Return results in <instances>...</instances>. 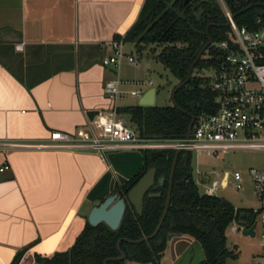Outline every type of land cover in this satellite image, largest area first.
Listing matches in <instances>:
<instances>
[{
  "label": "crops",
  "instance_id": "crops-1",
  "mask_svg": "<svg viewBox=\"0 0 264 264\" xmlns=\"http://www.w3.org/2000/svg\"><path fill=\"white\" fill-rule=\"evenodd\" d=\"M142 3L0 0V140L43 141L51 131L85 126L87 109L124 107L104 93L103 83L118 77V70L103 66L102 59L112 53L108 43L132 26ZM138 93L133 96L139 100L144 92ZM5 163L0 264H11L23 248L17 264H39L36 255L50 256L74 243L90 209L136 173L143 158L124 149L104 157L10 149L0 151V166ZM180 240L185 244L178 249ZM203 257L192 237L176 234L167 239L159 264H199Z\"/></svg>",
  "mask_w": 264,
  "mask_h": 264
},
{
  "label": "trees",
  "instance_id": "trees-1",
  "mask_svg": "<svg viewBox=\"0 0 264 264\" xmlns=\"http://www.w3.org/2000/svg\"><path fill=\"white\" fill-rule=\"evenodd\" d=\"M220 2L234 15L237 26H244L250 31L264 27V0H143L132 26L122 37L117 35L114 40L131 42L138 50L148 45L161 46L156 59L180 83L186 78L198 51L207 42L208 25L211 24L208 33L212 44L232 40L230 28L220 26L227 21ZM260 13L263 15L260 16ZM212 44L194 65L190 80L174 95L181 110L173 105H132L116 107V114L128 115L133 130L140 137L184 138L190 122L188 113L196 116L201 111H213L214 93L208 86V79L194 74V71L213 65L217 51ZM262 53L261 62L264 63V48ZM141 154V168L125 182L115 183L111 194L125 198L144 173L154 167L155 182L149 193H160V196L145 195L141 214L126 203L116 230L109 229L104 223L91 226L86 221L68 249L50 256L36 255L39 264H103L104 259L119 256V239L137 240L154 231L164 207L174 151H164L155 160L150 159V152L142 151ZM181 164L180 160L176 163L169 207L157 234L140 243L121 241L124 259L110 260L107 264H159L170 233L188 235L200 245L204 257L199 264H225L228 257H235L226 246L225 232L233 219L249 213V210L235 208L224 198L200 193L192 180L189 163L185 165V170ZM160 177H164L162 185L158 184ZM24 251L23 248L17 252L11 264H17Z\"/></svg>",
  "mask_w": 264,
  "mask_h": 264
},
{
  "label": "built area",
  "instance_id": "built-area-1",
  "mask_svg": "<svg viewBox=\"0 0 264 264\" xmlns=\"http://www.w3.org/2000/svg\"><path fill=\"white\" fill-rule=\"evenodd\" d=\"M222 10L229 21L232 33L231 41L212 44L217 51L211 66L212 75L208 86L214 93L213 111H201L194 116V122L188 137L181 139L143 138L128 126L116 114L113 106L109 112L98 111L85 126L77 127L73 133L51 131L43 141L0 140V151L13 149L54 150L71 152H90L104 157L109 151L124 149L133 151H176L189 155L204 154L208 158H216L220 154L236 151H253L264 153V27L250 31L239 27L222 2ZM122 39L108 43L112 53L103 57L102 65L118 69L123 58L136 64L131 55L123 52ZM210 44V45H211ZM149 83V82H148ZM122 81L118 77L106 80L103 90L107 97L115 103L121 93ZM131 95H139L131 91ZM9 166H0V172ZM255 191L260 196V206L252 210L258 216L260 226V245L262 255L257 264H264V163L259 167L248 169ZM196 174H200L196 171ZM225 176L224 184L223 178ZM232 178L234 187L240 189V172L226 171L219 180L209 181L203 193L215 196L216 190L224 189ZM244 214V213H243ZM241 214L233 219L227 229L234 233L249 228L253 220L244 225ZM256 227V226H255ZM255 229V228H254ZM255 233V231H254Z\"/></svg>",
  "mask_w": 264,
  "mask_h": 264
},
{
  "label": "rangeland",
  "instance_id": "rangeland-1",
  "mask_svg": "<svg viewBox=\"0 0 264 264\" xmlns=\"http://www.w3.org/2000/svg\"><path fill=\"white\" fill-rule=\"evenodd\" d=\"M122 50L125 54L131 55L136 64L131 65L126 58L121 60L118 70V78L123 82L120 87L122 91H127L118 96L115 103L121 105H136L138 97L130 94V91L145 93L149 88L155 87L154 105L165 107L172 105L171 93L178 85V80L173 76L168 68L156 59L161 46L148 45L138 50L131 42H125ZM194 74L209 79L212 75L210 66L203 67ZM149 82V83H148ZM143 93V94H144ZM124 124L133 129L132 123L126 114H120ZM189 168L192 180L203 193L204 186L212 180H219L224 172L239 171L241 175L240 189L234 187L232 178L229 177L227 186L218 188L215 196L224 198L235 208L247 209L252 214V210H257L260 206V196L254 189V184L249 176L248 169L259 167L264 163V153L253 151H236L233 153L220 154L216 158H208L204 154L196 155L195 152L189 155ZM198 171L200 174H196ZM258 220V216H256ZM253 237L244 236L238 230L234 233L226 230V246L233 251L235 257H228L225 264H257L258 258L262 255L260 245V226L254 229ZM185 241L180 240L175 247L178 249L184 246Z\"/></svg>",
  "mask_w": 264,
  "mask_h": 264
},
{
  "label": "water",
  "instance_id": "water-1",
  "mask_svg": "<svg viewBox=\"0 0 264 264\" xmlns=\"http://www.w3.org/2000/svg\"><path fill=\"white\" fill-rule=\"evenodd\" d=\"M260 16L263 15V13L259 14ZM232 19H234V15L231 16ZM229 21H226L225 24L220 25L224 27H228ZM211 26L208 25L206 29V36H207V42L203 45V47L198 51L195 60L191 63L188 73L186 78L178 83L176 87H174L172 93H171V99H172V105L176 107L177 109L181 110V108L177 105L175 101V93L177 90L182 88L191 78L192 75V70L194 68V65L196 62L199 60L203 52L206 50V48L211 44V37L209 36L208 33V28ZM155 87L149 88L138 100V105L140 106H153L154 105V97H155ZM98 113V110L95 109H87L85 111V116L87 120H91L94 115ZM190 117V122L187 127V132H186V137L189 136L191 132V127L194 122V115L188 113ZM74 130L70 131V133H73ZM49 135V133H48ZM163 152L162 151H152L150 152V159L155 160L158 157L162 156ZM180 160L182 163L186 164L188 161V155L187 154H181L180 150H176L173 154V159L171 163V168H170V175H169V180H168V186H167V193H166V199L164 203V207L161 213V216L159 218V221L154 229V231L147 236H143L137 240H131L127 238H122L117 241V249L119 251V256L115 258H107L104 259L103 264H107L108 261L113 260V261H118V260H123L125 255L123 251L120 249V242L121 241H126L129 243H140L143 241H147L150 238L154 237L158 230L160 229V226L165 218V215L167 213L168 207H169V202H170V195H171V190H172V177L174 173V169L176 166L177 161ZM225 181V176L223 178V184ZM154 182H155V168L151 167L149 168L144 175L136 182V184L127 192L125 198H120L117 196L116 193H113L107 197H105L98 205L93 206L88 215H87V222L91 226H97L100 223H104L109 229L111 230H116L121 222V219L123 217L124 211H125V206L126 203H130L135 211L138 214L142 213L143 210V199L145 195L148 197H159L160 193H149V190L154 187ZM164 182V177H160L158 179V184L162 185ZM183 184V181L181 182ZM242 223L245 225L246 221L248 220V216L246 214H243L241 216ZM255 222L249 227L246 228L244 227L241 231V234L244 236H250L253 237L255 235L254 233V228H255ZM175 233H170L167 235V239L169 240L171 237L175 236ZM130 264H140V263H130Z\"/></svg>",
  "mask_w": 264,
  "mask_h": 264
},
{
  "label": "flooded vegetation",
  "instance_id": "flooded-vegetation-1",
  "mask_svg": "<svg viewBox=\"0 0 264 264\" xmlns=\"http://www.w3.org/2000/svg\"><path fill=\"white\" fill-rule=\"evenodd\" d=\"M189 163V159H188V161H187V163L186 164H188ZM186 164H181V167H182V169L183 170H185V165ZM244 214H246L247 216H248V219L249 220H253L256 224H255V226H257V220H256V215H254V214H249V213H244Z\"/></svg>",
  "mask_w": 264,
  "mask_h": 264
}]
</instances>
